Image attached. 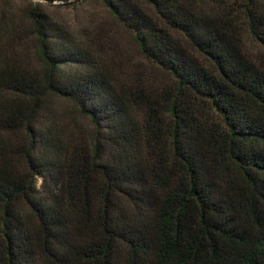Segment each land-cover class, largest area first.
Returning <instances> with one entry per match:
<instances>
[{"label": "trees", "instance_id": "1", "mask_svg": "<svg viewBox=\"0 0 264 264\" xmlns=\"http://www.w3.org/2000/svg\"><path fill=\"white\" fill-rule=\"evenodd\" d=\"M16 1L42 68L0 59V264H264V0H101L160 95L38 9L75 0Z\"/></svg>", "mask_w": 264, "mask_h": 264}, {"label": "rangeland", "instance_id": "2", "mask_svg": "<svg viewBox=\"0 0 264 264\" xmlns=\"http://www.w3.org/2000/svg\"><path fill=\"white\" fill-rule=\"evenodd\" d=\"M212 2L213 0H201L206 9L213 6ZM226 2L233 6L238 4L239 0ZM34 6L36 4H33ZM30 9L31 5L27 2L0 0V59L40 71L42 66L36 53V40L31 33L33 23L30 19ZM38 9L48 14L53 22L80 38L101 58L104 67L112 71L118 79L128 84H141L155 95L173 89L174 80L142 57L132 34L113 18L101 0H80L67 6L42 3ZM235 22L237 34L244 47L251 53H258L260 49L249 37L243 19L236 15ZM6 25H12L14 28V32L8 37L3 34ZM56 106L59 111L64 112L66 108H70L68 104L60 102ZM74 118L75 124L90 135L91 126L88 121L78 115ZM6 138L15 145H23L26 142L25 137L19 133L8 134Z\"/></svg>", "mask_w": 264, "mask_h": 264}, {"label": "water", "instance_id": "3", "mask_svg": "<svg viewBox=\"0 0 264 264\" xmlns=\"http://www.w3.org/2000/svg\"><path fill=\"white\" fill-rule=\"evenodd\" d=\"M78 1H80V0H75V1L71 2L70 4H72V3H74V2H78Z\"/></svg>", "mask_w": 264, "mask_h": 264}]
</instances>
